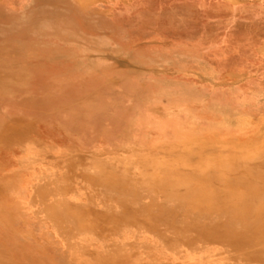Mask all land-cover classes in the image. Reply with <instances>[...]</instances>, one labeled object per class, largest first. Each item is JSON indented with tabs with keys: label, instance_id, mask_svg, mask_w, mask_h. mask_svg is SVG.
<instances>
[{
	"label": "rangeland",
	"instance_id": "obj_1",
	"mask_svg": "<svg viewBox=\"0 0 264 264\" xmlns=\"http://www.w3.org/2000/svg\"><path fill=\"white\" fill-rule=\"evenodd\" d=\"M235 150L264 154V0H0V264H264L191 229L264 230L254 170L187 183Z\"/></svg>",
	"mask_w": 264,
	"mask_h": 264
},
{
	"label": "bare ground",
	"instance_id": "obj_2",
	"mask_svg": "<svg viewBox=\"0 0 264 264\" xmlns=\"http://www.w3.org/2000/svg\"><path fill=\"white\" fill-rule=\"evenodd\" d=\"M217 154L218 153L215 150L214 151L213 150H203L198 155V158L200 160L201 159H206V158H209V157L217 155ZM225 154H228V155L224 156L222 159H219L216 162L208 163L207 166H205L203 169H200V170H196L195 169L192 172H187V183L191 184V182L195 181L196 179H198V180L201 179V182L203 183L202 186L196 190L198 196L204 197V194L205 195L209 194L211 192V188H212L213 182L216 181L215 178H217V177H219L221 175V171L225 167L226 163L229 162L230 160H234L236 162V164H237V168L238 169L249 167L250 170H254L256 172V174H257V179H258L259 185L262 188L258 189L257 192L253 193L252 194L253 196L251 198L259 199V198L263 197L264 196V154L259 157V158H262V159H259V160H262L261 162H258L259 161L258 160V161H256L255 164H253L254 162L250 161L248 165L245 164V160L243 159L241 152H237L235 150V152L232 153V154L228 153V152H226ZM126 195L127 194H125L124 196L126 197ZM141 199H143V198L134 199L135 200L134 203H135L136 206H138V207L144 206L143 205L144 204V199L143 200H141ZM139 200H141V201H139ZM155 200L156 199L152 200L151 204L156 202ZM220 200H222V199H220ZM171 205H172V203H171ZM230 206H232V205H230ZM244 207H245V205L239 206L238 203H237V204H235V207L234 206H232V207L226 206V210H229V209H236L237 210V209H240V208L243 209ZM214 213H216V212H214ZM224 213H227V212L224 211ZM204 214H206V213H204ZM213 215L214 214H211L210 218L213 219L215 217V216L213 217ZM147 216H151V215L147 214ZM206 216H208V215H206ZM234 216H235V218H234ZM239 216H241V213L238 211L234 215H232V219L224 222L223 224H220V226L217 225V226H215L212 229H206L205 227H202L201 225L193 226L191 229H193L194 231L197 232L198 238L200 236H204L205 237L206 235H210V236L219 235L223 240L228 241V242H233V244L236 247H239V248L241 246L242 247L248 246V247H251V248H253V247L254 248H258L259 246H262L264 244V230H263L262 227H259L258 224H256V223H252V222L248 223V224H250L249 226L251 228L249 230L250 235L245 236V237L238 236V235L235 236V233L237 231V226H238L237 218ZM149 218H151V217H149ZM150 220L153 221L152 218ZM172 222L173 221H171V219L169 217H166V218H162V221L160 223L172 224ZM155 223H156V220H155Z\"/></svg>",
	"mask_w": 264,
	"mask_h": 264
}]
</instances>
